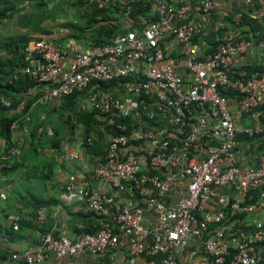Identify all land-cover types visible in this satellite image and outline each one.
<instances>
[{
	"label": "built area",
	"instance_id": "1",
	"mask_svg": "<svg viewBox=\"0 0 264 264\" xmlns=\"http://www.w3.org/2000/svg\"><path fill=\"white\" fill-rule=\"evenodd\" d=\"M98 1L103 6L109 0ZM154 2L157 20L111 42L73 54L53 36L28 42L14 78L29 75L44 85L38 103L84 93L85 109L103 122L109 136L106 160L97 176L104 182L134 185L157 211L158 222L146 224L141 207L126 205L116 213L115 225H110L107 217L115 197L90 191L77 175H71L63 199L82 195L89 210L101 217L103 227L77 238L44 232L37 247L13 253L10 264H43L52 253L67 257V264H77L75 257L108 253L124 240L131 256L144 257L142 264H191L180 256L195 243L203 247L205 264L264 262V254L258 251L264 242V219H256L249 231H231L225 208L200 218L205 203L219 197L223 187L232 186L251 198L262 189L264 196V147L253 166L233 162L242 135L264 132V71L249 73L235 62L237 56L252 52L256 43L247 37L229 39L208 53V40L202 38L195 16L209 14L215 7L213 0ZM245 2L250 8L264 6V0ZM228 91L233 95H226ZM234 105L251 125H242ZM24 118L31 119L29 114ZM162 121L181 130L180 149L172 146L177 140L160 126ZM16 128L13 124L12 130ZM21 130L31 139L27 123ZM20 153L16 145L2 153L0 171L12 167ZM183 181L187 194L166 206L165 195ZM229 205L246 212L256 207L240 200ZM46 220L47 212H40L37 221Z\"/></svg>",
	"mask_w": 264,
	"mask_h": 264
},
{
	"label": "crops",
	"instance_id": "2",
	"mask_svg": "<svg viewBox=\"0 0 264 264\" xmlns=\"http://www.w3.org/2000/svg\"><path fill=\"white\" fill-rule=\"evenodd\" d=\"M83 1L0 0V65L19 64L24 46L38 38L53 36L72 54L87 47L91 36L66 26L71 22L69 18L85 13L86 4ZM213 2L215 7L209 14L195 16L202 38L213 41L218 38L222 29L225 30L223 33L227 40L235 39L243 31H249L256 47L252 52L237 56L235 62L240 67H249L254 73H259L254 67L264 66V38L258 43L256 39L264 35V6L250 8L245 0ZM247 15L249 22L238 26V21L241 22ZM124 20L126 26H130L131 20L127 15ZM172 53L176 54V51ZM43 89V84L35 83L19 92L22 99L16 112L29 106L27 114L31 119L25 121V118L20 117L14 123L17 128L13 131V140L21 153L12 171L0 172V264H10L13 253L37 247L43 229L56 235L77 238L86 229L101 225V217L89 210L82 195H76L71 200L63 199L62 194L71 175H77L90 191H100L115 197L107 217L110 225H115L116 213L126 205L141 207L145 212L146 224H154L159 219L157 211L150 207L148 198L134 185L119 181L104 182L97 176L98 167L106 160L109 136L108 130L99 120L89 121L84 116L80 117L77 112L82 110L87 115L92 114L85 109L84 93L79 96L77 107L73 110L65 107L67 99L38 103L37 98ZM6 103L10 104L9 101ZM234 113L242 125L252 124L249 117L239 113L235 105ZM25 123L31 130H37L33 141L21 130ZM165 125L164 121L160 123L162 127ZM87 137L92 138L91 142L86 141ZM5 145V140L0 138V148ZM263 147L264 132L252 139L240 138L233 162L244 168L253 166L256 155ZM261 192L262 189L254 191L251 198L232 186L223 187L219 197L208 199L201 216L227 209L236 200H240L242 205L254 203L256 207L253 210L243 211L244 218L229 216L226 221L231 231H249L253 229L256 219H264V196ZM186 194L187 183L183 181L165 195L163 202L170 207ZM42 211L47 212L44 223L37 221ZM202 249L200 243H195L185 249L180 258L190 260L191 264H205L206 258ZM258 251L264 254V242L259 243ZM74 260L77 264H142L144 257L131 256L127 240H124L113 251L82 255ZM68 261L67 257H57L52 253L43 264H67Z\"/></svg>",
	"mask_w": 264,
	"mask_h": 264
},
{
	"label": "trees",
	"instance_id": "3",
	"mask_svg": "<svg viewBox=\"0 0 264 264\" xmlns=\"http://www.w3.org/2000/svg\"><path fill=\"white\" fill-rule=\"evenodd\" d=\"M83 4H86L85 13L83 16H86L88 18V25L79 27L80 31H86L87 29L94 28L92 33H90L91 39L87 43V46H92L94 44H104L107 42H111L116 36L120 34H125L130 30L134 29H143L148 24H150L152 21H155L158 19V13L156 11L155 2L154 0H133V1H122V0H109L108 2H104L103 6H100L98 0H84L82 2ZM259 5H256V7ZM128 17V19L131 20L130 26H126L124 16ZM248 17V18H247ZM244 22H249V16H245L241 19V22L238 21V26H240ZM66 26H70L72 29H78L75 26H71L67 24ZM222 31V32H221ZM219 33V36L215 40H208L207 45V52L208 53H214L218 47L223 43L227 41V38H225V35L223 31L221 30ZM249 31H243L241 34L236 37L235 39H238L240 37H247L248 39H253V36L248 33ZM201 37V36H200ZM198 36L197 42L200 39ZM261 38H264V35L262 37H259L256 39L257 43L260 41ZM254 40V39H253ZM23 62V56L21 59V62L16 65H0V74L2 75V79H0V138L5 140L6 145L4 148H0V163H1V155L4 152H8L9 149L16 145L13 141V130L12 126L16 122L17 119L20 117H25L26 114L29 111V106H24V108L21 110V112H16L18 106L21 103V97H19V92L23 91L24 88H27L29 86L34 85L35 83H40L37 79L29 76V75H23L19 76L18 79L14 78V73L16 68ZM249 73H254L253 70H251L249 67H245ZM255 71H260L259 73H262L261 71L264 69L263 67H254ZM264 71V70H263ZM107 87H111L112 84H106ZM18 93V94H15ZM226 95L232 96L233 92H225ZM81 95V92H76L70 97L66 98L68 101L65 105L66 108L69 109H76L77 103L76 101L79 99V96ZM147 96V95H145ZM143 96V99L146 98ZM9 101L10 104H7L6 102ZM81 116H84L88 118L89 121L97 122V118L95 117V114H85L82 110L77 111ZM77 113V114H78ZM97 119V120H96ZM127 121L131 124L132 121L127 119ZM25 122V121H24ZM103 124L102 121L99 120ZM263 123H264V117H263ZM133 126V125H132ZM131 126V127H132ZM166 132L168 134H171V137L174 140H177V143H172V146L174 148L178 147L179 149L183 146L181 136V130L178 129L176 126H165ZM31 140L33 141L35 137L37 136V130L32 129L31 130ZM27 137V136H26ZM247 138L252 139L256 136L250 137L248 135H242L240 138ZM86 141L89 143V137H87ZM16 162L13 164L12 167H4L0 172L8 173L12 171L16 167ZM256 191V190H255ZM251 201H248L250 203ZM229 212V216L232 218L242 219L244 218V212L243 211H237L232 210L231 205L227 208ZM202 216L200 215V218ZM103 225H98L97 227L93 229H86L84 233H95L99 231ZM48 232L47 230L43 229V233ZM56 235V234H54ZM59 236V235H56Z\"/></svg>",
	"mask_w": 264,
	"mask_h": 264
},
{
	"label": "rangeland",
	"instance_id": "4",
	"mask_svg": "<svg viewBox=\"0 0 264 264\" xmlns=\"http://www.w3.org/2000/svg\"><path fill=\"white\" fill-rule=\"evenodd\" d=\"M68 20H71L68 24L71 26H75L78 29H75V31H79L81 34L89 36L90 33L94 30V28L87 29L86 31H80L79 27L87 26L88 25V18L86 16H83L82 14H78V17H72ZM74 30V29H73Z\"/></svg>",
	"mask_w": 264,
	"mask_h": 264
}]
</instances>
